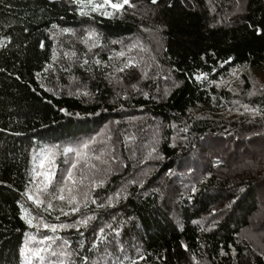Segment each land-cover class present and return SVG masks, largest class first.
<instances>
[{"label": "trees", "instance_id": "obj_1", "mask_svg": "<svg viewBox=\"0 0 264 264\" xmlns=\"http://www.w3.org/2000/svg\"><path fill=\"white\" fill-rule=\"evenodd\" d=\"M87 11L0 0V264H29V235L60 237L31 264H264V0ZM65 148L87 178L45 212L23 195L32 157L54 149L59 180Z\"/></svg>", "mask_w": 264, "mask_h": 264}, {"label": "snow or ice", "instance_id": "obj_2", "mask_svg": "<svg viewBox=\"0 0 264 264\" xmlns=\"http://www.w3.org/2000/svg\"><path fill=\"white\" fill-rule=\"evenodd\" d=\"M75 2L80 6V15H88L89 12L88 9L91 10V12H99L102 15H113V12L107 11L108 8L113 9L114 11H120L123 9V7L129 3V0H122V2H113V0H75ZM153 3H156L157 0H152ZM53 28H56V25H52ZM63 32H68V29H63ZM94 33L89 34V39L92 38ZM74 55V54H73ZM123 55V53H121ZM55 59V56L53 57ZM87 63V61H85ZM128 65H125L127 67ZM123 71V69H121ZM84 148H88V145L85 144ZM75 151L76 159L71 162L70 166L67 168L66 172L61 176L59 180H57V165H56V156L57 152L54 149H42L39 153L33 155L32 162L33 166L30 172V184L31 187H29L23 195L26 197L28 201H31L33 205L36 206V208H40L44 206L43 210L45 212H48L53 209V200H59V201H66L69 205H78L77 196L74 194L79 190V186L82 185L83 180L86 179V176H83L82 174L80 177H77L76 169L78 165L81 163L82 153L78 150H74L73 148H65L63 149V155L65 157L68 156L69 153H73ZM96 159H99V157H96ZM65 163H68L67 160H65ZM85 163H87L85 161ZM94 167V165L92 166ZM86 195V194H85ZM47 200V203H46ZM95 203V201H93ZM46 204V206H45ZM63 212V210L61 209ZM73 212L79 211V207L75 206L72 208ZM21 212L22 216L21 219L25 221L26 224H28L29 227L36 228L37 231L40 230V224L36 223L34 224L33 221L37 220L38 218L36 216H33V214L29 211L27 207H25L23 204L21 205ZM64 215H67V213H63ZM56 219H59V217H56ZM92 219L91 217L81 220L78 222L79 225H87L88 221ZM69 227L68 225L64 224H48L43 223V228L47 231H50L51 233H57L58 230L64 229ZM71 227H76L78 230V225L74 224ZM100 237L99 239L101 242L104 240V229H100ZM60 237L58 236H45L43 239L37 241L38 245H43L44 247H31L30 244L32 241H36V237L29 235L28 237V243L24 245V248L22 249V254L25 256V259L29 261V264H31V260L33 258H37L39 260H44L45 257L42 255V253L48 251L51 249V246L56 243L57 240H59ZM68 241L64 240L63 245H67ZM93 247H96L94 244ZM51 256H57V255H70V253H66L61 251L60 253H57L55 250H52L50 252ZM59 264H63V260L59 261ZM85 264H87V259L85 258Z\"/></svg>", "mask_w": 264, "mask_h": 264}, {"label": "rangeland", "instance_id": "obj_3", "mask_svg": "<svg viewBox=\"0 0 264 264\" xmlns=\"http://www.w3.org/2000/svg\"><path fill=\"white\" fill-rule=\"evenodd\" d=\"M250 75L256 87L260 85H264V74L262 72H255V73H251ZM263 213L264 212L261 211L258 215L254 216L252 220L254 228L257 229L256 231L258 234L257 236L259 238V244L262 245L264 244V217L260 215H262Z\"/></svg>", "mask_w": 264, "mask_h": 264}]
</instances>
